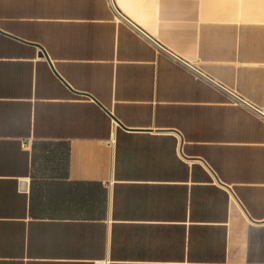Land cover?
Returning <instances> with one entry per match:
<instances>
[{
	"label": "crops",
	"instance_id": "0c3cea01",
	"mask_svg": "<svg viewBox=\"0 0 264 264\" xmlns=\"http://www.w3.org/2000/svg\"><path fill=\"white\" fill-rule=\"evenodd\" d=\"M112 3L0 0V264H264V0Z\"/></svg>",
	"mask_w": 264,
	"mask_h": 264
},
{
	"label": "built area",
	"instance_id": "2783aa9c",
	"mask_svg": "<svg viewBox=\"0 0 264 264\" xmlns=\"http://www.w3.org/2000/svg\"><path fill=\"white\" fill-rule=\"evenodd\" d=\"M111 1V5L113 7V12H114V21L116 23H125L128 26H133L134 28H136L131 21H129L125 16H123L113 5L112 0ZM136 30H138L139 32H141L138 28H136ZM153 42V46L155 47V49H157V51H161L163 50L162 46L160 43H158L157 41H152ZM174 59L178 60L177 58L173 57ZM193 73L195 75V77H199L201 76V74L199 72H197L196 70H193ZM229 103H231L232 105H239L242 106L244 108H247L249 111H251L252 113H254L255 115L261 117L264 120V107H256L253 105H250L249 103H247L244 99H242L241 97L237 96V95H230L229 96Z\"/></svg>",
	"mask_w": 264,
	"mask_h": 264
},
{
	"label": "water",
	"instance_id": "95a60500",
	"mask_svg": "<svg viewBox=\"0 0 264 264\" xmlns=\"http://www.w3.org/2000/svg\"><path fill=\"white\" fill-rule=\"evenodd\" d=\"M37 46H39V48H40L39 55L40 56H42V55H45L46 56V53H45L44 49L40 45H37ZM21 186L24 188L25 187V183H22Z\"/></svg>",
	"mask_w": 264,
	"mask_h": 264
}]
</instances>
